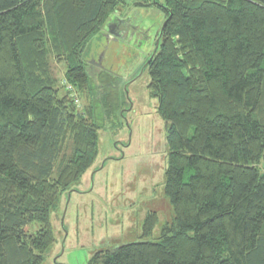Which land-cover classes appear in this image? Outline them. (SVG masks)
Segmentation results:
<instances>
[{
    "label": "trees",
    "instance_id": "obj_1",
    "mask_svg": "<svg viewBox=\"0 0 264 264\" xmlns=\"http://www.w3.org/2000/svg\"><path fill=\"white\" fill-rule=\"evenodd\" d=\"M142 1L132 5L165 16L141 67L164 123L173 217L158 242L87 264H264V0ZM127 2L0 0V264H43L51 215L97 159L101 122L133 78L93 66L88 49L127 23ZM156 224L148 213L141 237Z\"/></svg>",
    "mask_w": 264,
    "mask_h": 264
},
{
    "label": "rangeland",
    "instance_id": "obj_2",
    "mask_svg": "<svg viewBox=\"0 0 264 264\" xmlns=\"http://www.w3.org/2000/svg\"><path fill=\"white\" fill-rule=\"evenodd\" d=\"M127 1L122 9L127 23L110 30L124 37L109 39L105 27L91 40L87 58L95 63L101 60L103 68L125 82L133 79L120 91L116 114L101 122L93 167L61 196L51 215L56 241L43 264H87L97 252L118 245L158 242L162 227L173 217L164 195L168 153L164 123L157 116V102L147 89L149 77L141 67L147 53L157 48L165 16L155 7L141 9L132 5L135 0ZM52 68L62 79L64 66L53 62ZM260 166L264 172V162ZM150 212L156 214L157 224L150 236L142 238L141 226ZM36 230L34 224L28 228L31 233Z\"/></svg>",
    "mask_w": 264,
    "mask_h": 264
},
{
    "label": "water",
    "instance_id": "obj_3",
    "mask_svg": "<svg viewBox=\"0 0 264 264\" xmlns=\"http://www.w3.org/2000/svg\"><path fill=\"white\" fill-rule=\"evenodd\" d=\"M114 23V22H113ZM113 23H110L108 26H107V31L110 33L107 37L109 38V39H111V40H115V41H117V40H119L121 37H120V35L119 36H117L115 33H114V35L110 32V27H111V25H113ZM165 26V24L163 25V27ZM162 30H163V28H162ZM162 30H161V33H162ZM161 33H160V36L159 37H161ZM106 37V38H107ZM108 41V40H107ZM90 63L93 65V66H95V67H97V68H103L102 67V65H101V60H99V62H97V63H95L94 61H90Z\"/></svg>",
    "mask_w": 264,
    "mask_h": 264
},
{
    "label": "flooded vegetation",
    "instance_id": "obj_4",
    "mask_svg": "<svg viewBox=\"0 0 264 264\" xmlns=\"http://www.w3.org/2000/svg\"><path fill=\"white\" fill-rule=\"evenodd\" d=\"M116 30V29H115ZM134 30H132V28H131V31H130V33L131 32H133ZM117 36H119V34H117V33H115ZM122 37H124V36H122ZM128 37V36H127ZM160 39V38H159ZM148 40H149V38H148Z\"/></svg>",
    "mask_w": 264,
    "mask_h": 264
},
{
    "label": "clouds",
    "instance_id": "obj_5",
    "mask_svg": "<svg viewBox=\"0 0 264 264\" xmlns=\"http://www.w3.org/2000/svg\"><path fill=\"white\" fill-rule=\"evenodd\" d=\"M164 24H165V23H164ZM118 34H119V33H118ZM119 35H120V37L122 38L123 35H121V34H119ZM121 38H120V39H121Z\"/></svg>",
    "mask_w": 264,
    "mask_h": 264
}]
</instances>
